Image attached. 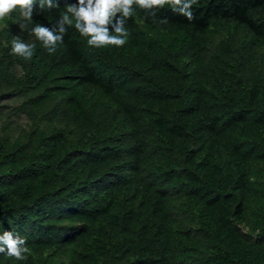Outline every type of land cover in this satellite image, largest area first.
Segmentation results:
<instances>
[{
  "label": "trees",
  "instance_id": "trees-1",
  "mask_svg": "<svg viewBox=\"0 0 264 264\" xmlns=\"http://www.w3.org/2000/svg\"><path fill=\"white\" fill-rule=\"evenodd\" d=\"M58 2L0 32V91L35 92L16 110L50 124L0 140V235L30 249L15 264H264V0H198L191 22L137 8L123 47L69 27L49 54L30 30L77 0Z\"/></svg>",
  "mask_w": 264,
  "mask_h": 264
},
{
  "label": "clouds",
  "instance_id": "clouds-1",
  "mask_svg": "<svg viewBox=\"0 0 264 264\" xmlns=\"http://www.w3.org/2000/svg\"><path fill=\"white\" fill-rule=\"evenodd\" d=\"M197 3L198 0H77L75 4L65 5V11L60 13L55 25L47 27L36 23L31 28L30 35L49 54H54L63 43L69 27L75 28L89 48H121L130 36L125 25L137 8L155 18L157 12L168 6L173 13L182 15L191 22L196 19L193 5ZM59 6L58 0H0V21L10 17L13 12H18L23 20L19 27L23 31L33 23L37 8L39 11H50ZM167 22L166 17L160 19V23ZM11 43L12 55L31 61L35 43H25L18 36L13 37ZM26 253L30 254V249L26 246L25 238L14 236L10 231H4L0 235V254L24 261L27 259Z\"/></svg>",
  "mask_w": 264,
  "mask_h": 264
},
{
  "label": "rangeland",
  "instance_id": "rangeland-1",
  "mask_svg": "<svg viewBox=\"0 0 264 264\" xmlns=\"http://www.w3.org/2000/svg\"><path fill=\"white\" fill-rule=\"evenodd\" d=\"M14 23V18L11 15L4 21H0V32L10 29ZM7 25V27H6ZM221 36L219 35V39ZM264 54V47L259 49V60L261 61V55ZM16 71L22 73V67L17 65ZM36 93L31 92L29 94H19L11 92L7 87H4L0 91V140L9 141H27L26 133H30L31 130L36 127L48 128L50 124L37 116V119H33L25 112L16 110L17 107L26 102L30 97ZM60 125V124H56ZM238 226L247 238H255L257 230L252 229V221L249 210L245 218L239 222ZM59 259L68 261L67 255L61 256ZM17 260L15 258L7 257L6 255L0 258V264H15Z\"/></svg>",
  "mask_w": 264,
  "mask_h": 264
}]
</instances>
